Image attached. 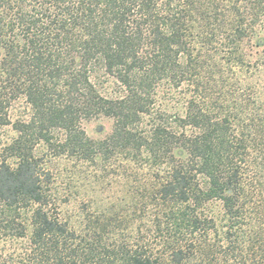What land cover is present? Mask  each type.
I'll use <instances>...</instances> for the list:
<instances>
[{"label": "trees", "instance_id": "1", "mask_svg": "<svg viewBox=\"0 0 264 264\" xmlns=\"http://www.w3.org/2000/svg\"><path fill=\"white\" fill-rule=\"evenodd\" d=\"M0 126V225L28 264L205 261L214 202L264 264V0H0ZM49 154L130 179V235L62 218Z\"/></svg>", "mask_w": 264, "mask_h": 264}, {"label": "rangeland", "instance_id": "2", "mask_svg": "<svg viewBox=\"0 0 264 264\" xmlns=\"http://www.w3.org/2000/svg\"><path fill=\"white\" fill-rule=\"evenodd\" d=\"M255 51L247 50L254 55ZM28 112L29 106L24 99L15 102L10 111L13 120ZM113 124L111 119L100 118L84 122L83 128L90 138L100 140L111 133ZM14 134L11 126H0V156L5 143ZM47 158L49 161L46 167L52 173L50 188L57 205L52 208L55 207L62 218L70 219L72 224L77 225L89 214L100 216L102 220H112L111 218L115 217V222L121 221L118 223L119 232L124 231V235H130V179L123 177L122 172L115 171L114 167L100 169L95 175L96 168L91 164L50 154ZM208 211V215L215 218V227L208 235V248L211 247L206 252L208 257L205 261L197 257L187 264H259L260 244L248 240L246 235L252 225L244 224L242 227L232 228L221 205L216 202ZM11 232L6 230L3 224L0 225V264H28L24 247L27 242L18 236L13 238ZM13 232L17 235L18 231ZM146 232L148 240H153V233H149L148 229ZM153 245L155 246V243ZM162 250L158 246L155 251L160 254ZM163 261L164 264H173L168 257H164Z\"/></svg>", "mask_w": 264, "mask_h": 264}]
</instances>
